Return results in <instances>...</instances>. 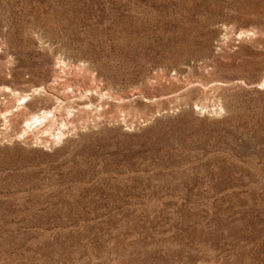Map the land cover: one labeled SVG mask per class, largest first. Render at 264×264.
Returning a JSON list of instances; mask_svg holds the SVG:
<instances>
[{
  "label": "rangeland",
  "instance_id": "1",
  "mask_svg": "<svg viewBox=\"0 0 264 264\" xmlns=\"http://www.w3.org/2000/svg\"><path fill=\"white\" fill-rule=\"evenodd\" d=\"M0 88V264H264V0H0Z\"/></svg>",
  "mask_w": 264,
  "mask_h": 264
},
{
  "label": "bare ground",
  "instance_id": "2",
  "mask_svg": "<svg viewBox=\"0 0 264 264\" xmlns=\"http://www.w3.org/2000/svg\"><path fill=\"white\" fill-rule=\"evenodd\" d=\"M1 89V88H0ZM18 94V93H17ZM30 100V94H25V95H21L18 97V104L21 105H25L27 104V102ZM17 107V106H16ZM4 112V111H3ZM8 112V111H7ZM6 113V112H5ZM5 115V114H4ZM50 117V112H46L44 111L42 114H35L31 119H29L30 121H28L27 126L31 129L33 128V124L36 123L37 125L34 126V128H38L39 126H41L42 124H44L45 122H47L49 120ZM28 120V119H27ZM56 121V120H55ZM53 127V126H52ZM48 129V128H47ZM40 130V129H39ZM42 132V131H41ZM49 132V131H48ZM65 134V133H64ZM58 135V134H57ZM61 139V138H60Z\"/></svg>",
  "mask_w": 264,
  "mask_h": 264
}]
</instances>
